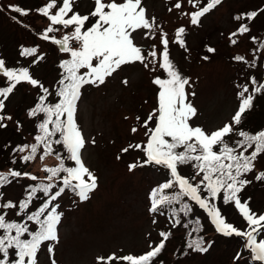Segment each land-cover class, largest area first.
<instances>
[{
  "label": "snow or ice",
  "instance_id": "snow-or-ice-1",
  "mask_svg": "<svg viewBox=\"0 0 264 264\" xmlns=\"http://www.w3.org/2000/svg\"><path fill=\"white\" fill-rule=\"evenodd\" d=\"M186 2L195 10L184 12L183 0H176L173 7L181 10L182 16H188L192 25H198L201 18L220 5L222 0H207L203 6H200L201 0ZM74 4L75 0H46L43 6L34 10L47 21L43 30L37 32L39 38L59 46V50L68 57L59 64L61 75L54 90L34 78L30 67H9L0 58V78H6L7 83V86L0 87V128L7 126L5 121L12 120L11 115L4 114L5 101L21 83H27L39 92L38 101L27 112L28 117H43L36 124L34 142L17 145L13 152L21 154L19 159L25 164L35 161L37 157L43 161L45 157L53 155L58 161L56 166L42 168L47 174L43 180L30 172L13 168L0 172V189L21 178L37 182L27 186L25 197L18 202L5 201L4 193L0 191V264H38L43 246L47 247L51 264H56L54 247L59 243L58 226L63 217L59 211V198L70 190L84 201L97 186V177L85 165L82 157V150L88 141L76 120L81 90L86 85L99 87L122 70L123 66L136 63L150 72L163 70L166 74V78L156 76L152 80L159 88L158 107L140 123V127L146 130V140L130 143L121 149L122 153L130 149L143 153L142 158L138 157L128 165L129 171L146 166L163 170L165 179L149 193V212L168 215L172 228L182 226L187 229L191 225L186 249L204 253L212 247L213 242H206L199 235L203 230L200 218H189L182 222L181 217V214L185 218L190 217L194 212L193 205L198 206L204 210L217 233L225 237H239L243 241L242 248L248 255L237 251L233 264L237 261L264 264V213L253 211L250 198L242 202L240 195L252 183V180L247 179L248 174L255 171L254 179L264 181V171L256 168L258 158L264 154V128L252 132L242 127L246 112L254 106L256 95L264 94V82H258L255 76L249 77L251 90L248 83L237 84L239 103L236 111L221 127L208 132L191 123L198 110L188 97L195 93L186 90L189 80L170 59L167 33L154 16L149 18L142 0H94L93 10L85 15L74 11ZM10 10L21 17L33 11L18 5H10ZM257 15L258 12L253 11L235 19L251 22ZM90 18H95L94 22ZM138 30L143 32L146 40L156 39L158 34L162 48L156 44H137L133 33ZM249 32L248 24L241 23L230 34V42L237 44L238 41L232 37ZM56 33H62L60 38H57ZM184 33V27L175 32L174 42L181 48L185 47ZM260 47L264 48V42ZM208 51L215 50L209 48ZM19 55L32 57L30 66L44 59L38 45L22 47ZM234 59L248 63L240 55ZM251 66L255 67V63ZM122 83L126 85L128 81L123 80ZM53 96L56 99L49 100ZM136 120L140 122V117L137 116ZM17 126L20 127L19 122ZM137 131V127L131 129L134 134ZM91 142L95 143L94 140ZM55 146H62V150ZM120 158L118 155L117 159ZM67 161H71L73 166H66ZM16 162L13 159L12 163ZM187 165L194 170L191 177L179 171L181 166ZM36 200L41 201L39 206L30 210ZM221 200L224 205L231 203L238 210L246 221L244 230L227 221L218 206ZM11 212H15L18 219H7ZM153 223L156 221L153 220ZM193 233L196 235L193 236ZM159 235L162 239L155 245L150 242L149 251L139 256L117 258L113 254L107 259L97 257V264L101 261L109 264L115 259H122L129 264H155L172 232L161 231ZM182 254L187 255V250Z\"/></svg>",
  "mask_w": 264,
  "mask_h": 264
},
{
  "label": "rangeland",
  "instance_id": "rangeland-1",
  "mask_svg": "<svg viewBox=\"0 0 264 264\" xmlns=\"http://www.w3.org/2000/svg\"><path fill=\"white\" fill-rule=\"evenodd\" d=\"M45 2L46 0H0V58L9 67H30L34 78L53 90L58 80L54 64L59 59L61 61L68 57L59 50V46L43 41L37 35L47 21L34 10ZM175 2L176 0H142V6L147 10L149 18L154 16L167 33L170 59L189 80L186 90L195 93L188 97L198 110L191 123L211 132L230 120L236 111V93L239 90L237 84H250L248 78L255 76L262 65L257 43L264 38V0H222L220 5L201 18L198 25H192L188 16L181 15V10L173 7ZM206 3L207 0H201L200 6ZM10 5L33 11L28 16L21 17L10 10ZM183 5L184 12L195 10L186 0H183ZM93 8L94 0H75L74 11L81 15L90 13ZM253 11H257L258 15L251 22L247 19H235ZM14 16L16 19H13ZM90 20L94 22L95 18ZM241 23L248 24L250 32L232 37L238 41L233 45L230 34ZM180 27L185 28L183 48L174 42L175 32ZM61 35L62 33H56L57 38ZM133 35L137 44H156L162 48L158 34L156 39L147 40L140 30ZM252 37L256 39L253 40ZM37 45L44 59L30 66L33 58L22 57L19 52L22 47ZM209 48L215 51L209 52ZM237 55L243 56L248 63L236 61L234 57ZM261 55H264V50ZM253 62L255 67L251 66ZM156 76L166 78L163 70L150 72L136 63L123 66L122 70L99 87L84 86L78 101L76 120L88 141L82 150V157L85 165L97 177V186L84 201L79 197L69 198L67 194L59 198V211L63 213V217L58 226L59 243L54 247L56 264H97V257L107 259L113 254L117 258L139 256L149 251L150 242L153 245L158 242L162 230L171 228L167 222L149 212L148 195L152 188L165 179L163 170L146 166L129 171L128 165L138 157L142 158L143 153L131 149L127 153L121 152L130 143L146 140V130L140 127V123L158 107L159 88L152 83ZM123 80L128 83L125 85ZM5 84L6 78H0V87ZM38 94L37 89L24 83L18 85L5 101L4 114L11 115L12 120L5 121L7 126L0 128V170H6V164L10 161L17 142H30L33 129L27 110L39 97ZM137 116L140 117V122L136 120ZM133 127L138 128L135 134L131 132ZM92 140L95 141L94 144ZM118 155L121 157L119 160ZM50 163H53L52 160H45L28 168L32 174L42 176L40 167ZM24 167L19 164L14 166L16 170ZM256 168L264 171V154L258 159ZM180 170L182 175L190 176L185 167ZM254 175L255 171L247 176L252 183L240 195L242 202L250 198L251 209L260 214L264 213V181H256ZM21 179L2 189L5 201H17L27 178ZM218 206L229 223L241 230L247 227L246 221L233 204L224 205L221 200L218 201ZM195 214L206 226L205 239L213 242L212 247L204 253L182 256V249H179L182 233L172 230L162 254L165 264H233L237 251L248 255L242 248L241 238L218 235L204 210L195 211ZM38 264H51L46 246L39 254ZM109 264L129 262L115 259ZM236 264H246V261H237Z\"/></svg>",
  "mask_w": 264,
  "mask_h": 264
},
{
  "label": "trees",
  "instance_id": "trees-1",
  "mask_svg": "<svg viewBox=\"0 0 264 264\" xmlns=\"http://www.w3.org/2000/svg\"><path fill=\"white\" fill-rule=\"evenodd\" d=\"M262 42H264V38L263 39H261L260 41H258V43H257V45H258V48H257V50H258V53H259V56L262 58V60H261V67L258 69V65H260V64H258L256 67H257V69H258V71L256 72V74H255V77H256V79H257V81L258 82H264V55H261V51H263L264 50V48H261L260 47V45H261V43ZM28 47H34V46H28ZM257 61V60H256ZM60 59L54 64V68H55V70H56V72H57V77H58V80L60 79V75H61V69H60V67H59V64H60ZM58 80H57V82H58ZM22 84H24V83H21V85ZM20 85V84H19ZM5 86H7V83L3 86V87H5ZM89 86V85H88ZM17 87H18V85H17ZM57 87V84L55 85V87H54V89ZM251 87H252V85L251 84H249V88H250V90H251ZM53 89V90H54ZM84 89L85 88H83V90H82V94H83V91H84ZM38 96H39V94H38ZM38 99H39V97L35 100V102L33 103V105L30 107V108H32V107H34L35 106V103L38 101ZM56 98L53 96L52 97V99L50 98L49 100H51V101H54ZM238 103H239V101H238ZM253 104H254V106H253V108L250 110V111H248V112H246V114H245V119H244V122H243V125H242V127L245 129V130H250V131H252V132H255V131H257V130H259V129H261V128H264V94H257L256 95V98H255V100H254V102H253ZM29 108V109H30ZM28 109V110H29ZM28 110H27V112H28ZM28 116V115H27ZM29 118V117H28ZM43 117H42V115L41 116H38V117H36V118H29V122H30V126L32 127V129H33V131L31 132V140H30V142L29 143H32V142H34L33 141V137L37 134V128H36V124L42 119ZM23 144H28V143H24V142H22L21 144H19V142H17V144H15V147L13 148V149H15L16 147H17V145H23ZM55 147H57V149H60V150H62V146H55ZM21 154H19V153H14L13 152V150H12V154H11V157H10V161H8V163L6 164V170H0V172H7V170L9 169V168H13L14 170H16L15 168H14V166L15 165H17V164H19L20 166H25L24 168H21L19 171H22V172H30L31 173V170H30V168H32L33 167V164H36V163H41V162H43V161H51L52 160V162L53 163H50V164H45V165H42L41 167H40V169H42L44 166H48V167H53V166H56L57 165V163H58V161L55 159V156L53 155V156H48V157H45V159L43 160V161H40L39 160V158L37 157V159L35 160V161H30V162H28L27 164H25V163H23L22 161H20V159H19V156H20ZM263 155V154H262ZM260 158V157H259ZM258 158V159H259ZM13 159H15L17 162L15 163V164H13L12 163V161H13ZM66 166H73V164H72V162L71 161H67L66 162ZM28 167H30V168H28ZM182 167H185L186 169H187V172L190 174V176L188 175V176H186V177H191L193 174H194V170L192 169V167L190 166V165H187V167L186 166H181L180 168H179V170L180 169H182ZM181 171V170H180ZM47 174L43 171V175L42 176H38V177H40L41 178V180H43V178L46 176ZM249 175V174H248ZM37 176V175H36ZM23 179H26V178H23ZM22 180V179H21ZM18 182H20V179H18V180H14L11 184H15V183H18ZM26 183H25V185H24V187H23V190H22V192L20 193V196H19V198L17 199V201H15V202H18L19 200H21V199H23L24 197H25V190H26V188H27V186L29 185V184H35V183H37V182H34V181H31V180H28V179H26V181H25ZM10 184V185H11ZM7 186H9V185H7ZM7 186H5V187H7ZM157 186V185H156ZM4 187V188H5ZM0 191H2V189H0ZM150 193V192H149ZM68 195L69 196V198H74V197H78V196H76V195H74L70 190H67L66 192H65V194L64 195ZM38 195H41L42 196V194H38ZM148 201H149V195H148ZM41 201L40 200H36V201H34L33 202V204L30 206V210H35V208L36 207H38L39 206V203H40ZM149 207H150V201H149ZM176 207H178V206H176ZM193 208H194V212H193V214L190 216V217H188V218H185V217H183V214H181V217H182V222H186V220L187 219H195L196 217H199L198 215H196L195 214V211H202V209H200L198 206H195V205H193ZM10 211V210H9ZM152 215H154V216H156L157 218H159V219H161L162 221H164V222H167L168 223V225H170L171 226V219H170V217L168 216V215H159V214H153V213H151ZM200 218V217H199ZM7 219H18L16 216H15V212H11V214L7 217ZM200 221H201V224L203 225V230L199 233V235H202L203 237H204V239H205V235H206V233H205V231L207 230L206 229V226L204 225V223H203V221H202V219L200 218ZM191 225L189 226V228H184V227H182V226H180V227H177V228H168L169 230H178V231H180L181 233H182V241L180 242L179 241V249H182V253H184L186 250H187V255H194V254H198V253H200V252H194V251H192L191 249H186V239H187V233H188V231H190V229H191ZM167 230V229H166ZM169 230H167V231H169ZM162 231H164V232H167V231H165V230H162ZM196 235V233H193V236H195ZM162 239V237H160L159 238V240H158V242L160 241ZM205 241H206V239H205ZM208 241V240H207ZM206 241V242H207ZM157 242V243H158ZM47 243H50V242H46V244ZM45 246H43L42 247V249L44 248ZM166 247V246H165ZM164 251H165V249L162 251V253L158 256V258H157V261L155 262V264H160V262H162V264H165L164 263V261H163V259H162V254L164 253ZM41 253V252H40ZM39 253V254H40ZM182 256H186V255H183V254H181Z\"/></svg>",
  "mask_w": 264,
  "mask_h": 264
}]
</instances>
